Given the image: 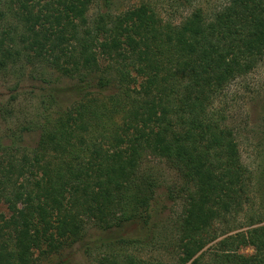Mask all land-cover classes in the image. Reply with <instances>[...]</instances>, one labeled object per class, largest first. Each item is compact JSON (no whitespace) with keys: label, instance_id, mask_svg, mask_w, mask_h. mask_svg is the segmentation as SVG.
I'll use <instances>...</instances> for the list:
<instances>
[{"label":"trees","instance_id":"trees-1","mask_svg":"<svg viewBox=\"0 0 264 264\" xmlns=\"http://www.w3.org/2000/svg\"><path fill=\"white\" fill-rule=\"evenodd\" d=\"M10 7L13 24L0 4V68L35 60L69 80L76 100L0 142V264L61 256L92 227L124 249L99 264H264V133L251 168L224 105L264 63V0L201 4L180 21L151 0L119 13L111 0ZM62 91L45 89L50 106ZM31 133L36 145H20ZM161 202L181 204L172 259L127 253L152 239L122 231H149Z\"/></svg>","mask_w":264,"mask_h":264},{"label":"rangeland","instance_id":"rangeland-1","mask_svg":"<svg viewBox=\"0 0 264 264\" xmlns=\"http://www.w3.org/2000/svg\"><path fill=\"white\" fill-rule=\"evenodd\" d=\"M10 1L0 0V4L3 11L8 12L9 23L13 24L16 20L11 11ZM142 1L145 0H111V10L114 13H119ZM151 1L164 18L180 21L198 5L217 6L225 0H190V4H187L186 0ZM92 14H94V9L90 15ZM6 27L7 23L4 22V26H0V31L3 32ZM32 62L27 64L22 60L15 62L9 60L5 67L0 68V109H7L11 113V116L5 115L0 110V142L3 144H12L15 139L12 138L14 133H18L22 125H26L32 119H39L48 112L58 113L76 100L69 90L65 91V87L70 82L63 78L58 70L42 67L35 60ZM44 80L49 82L48 85L44 83ZM50 86L63 87L58 106H50L48 95L44 92ZM224 105L229 109L233 119L230 121V125L239 129L238 139L243 161L247 166L253 168L260 163L258 148L260 138L264 133V63L232 88ZM38 139V133L24 134V141L20 145L33 147ZM161 203L165 204V202ZM164 208L166 209L154 219L149 231L142 230L141 226L137 224L128 225L122 231L121 235L126 238L140 237V239H144L149 236L152 239L147 246L128 249L127 253L138 254L146 259H172L175 248L171 245L167 249L168 239L174 225L180 220L181 204L168 203ZM0 212L8 213L7 207L1 205ZM87 233L81 243L62 251L61 256L57 254L49 258L42 257L39 264H47L49 261L56 263L60 259L64 260L65 264H99L104 257L111 253L124 250L119 247L117 242L110 243L109 240L103 244L101 242L105 237L103 234L107 236V233H101L97 228L92 227L88 229ZM161 241L165 242L162 249L158 244ZM242 253L250 255L253 253V249H245Z\"/></svg>","mask_w":264,"mask_h":264}]
</instances>
